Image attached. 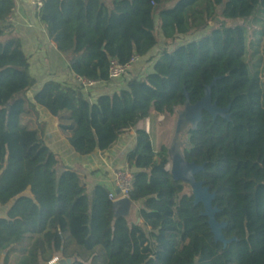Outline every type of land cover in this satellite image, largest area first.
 Listing matches in <instances>:
<instances>
[{"label": "trees", "instance_id": "16d2710c", "mask_svg": "<svg viewBox=\"0 0 264 264\" xmlns=\"http://www.w3.org/2000/svg\"><path fill=\"white\" fill-rule=\"evenodd\" d=\"M42 1L39 18L75 77L105 84L112 81V60H148L159 33L165 47L152 72L94 102L78 82L56 81L46 82L31 102L28 93L37 81L22 39L8 23L15 0H0V206L13 202L0 218V262L47 264L74 244L80 261L73 264L99 253L105 258L100 264H264L262 58L251 61L260 45L253 43L251 53L245 27L221 24L170 49L180 36L205 31L219 16L255 18L264 12V0ZM216 79L213 101L231 107L230 121L204 112L198 128L188 132L184 154L205 166L197 180L217 196L216 218L227 224L225 237L237 239L227 247L215 242L204 207L195 205L188 186L173 180L168 147L155 152L145 130H137V144L126 157L134 175L130 200L140 205L137 224L114 218L109 188L89 191L79 172L58 170L59 157L46 144L42 124L32 130L22 123L42 106L75 152L89 156L112 149L123 133L154 114L174 115L185 93L196 104ZM13 254L21 255L14 263Z\"/></svg>", "mask_w": 264, "mask_h": 264}, {"label": "crops", "instance_id": "0c3cea01", "mask_svg": "<svg viewBox=\"0 0 264 264\" xmlns=\"http://www.w3.org/2000/svg\"><path fill=\"white\" fill-rule=\"evenodd\" d=\"M15 4L12 13L14 20L11 24L12 29L22 39L24 51L29 57L30 72L37 81V86L28 93L29 100L34 102L36 93L48 81L76 85V77L70 71L66 58L58 51L57 45L50 40L46 26L40 20L39 14L31 5L30 0H15ZM158 22L160 23V21ZM153 63L149 67L147 73L152 72ZM141 69L142 65L139 63L130 71L133 76L127 75L126 78L124 77L121 80H112L105 84H98L95 88L85 89L84 94L91 102H94L97 97L102 94L111 95L118 92L126 88L127 82L131 78L136 77L141 72ZM38 77H40L41 80H39ZM33 114V120H35L38 125H43L45 142L48 147L58 155L61 168L69 167L79 172L82 176L83 183L87 186L89 191L94 190L97 185L106 186L110 191L114 190V172L117 169L127 167V154L132 151L137 144V130H144V128L128 130L122 134L119 141L112 149L105 152L96 151L89 156H81L70 146L67 136L59 129L58 120L54 118L47 109L37 105ZM146 132L150 134V130ZM152 144L154 151L157 152L153 141ZM26 194L29 195L30 193L26 192ZM12 205L13 202L7 206H0V218L7 217ZM134 209L129 220L140 224L141 220L138 216L140 205L134 203ZM75 249L76 246L71 244L64 255L58 254L52 261L54 259H57V261L70 259L71 264H73V262H79L80 260L74 252ZM96 256H99V260L97 259L98 261L95 260ZM20 257L21 255L13 254L11 256V262L14 263L16 260L20 259ZM103 259V254L101 253L94 256L86 255L83 264H98L100 261H103ZM95 261L96 263H94ZM0 264L3 263L0 262Z\"/></svg>", "mask_w": 264, "mask_h": 264}, {"label": "water", "instance_id": "95a60500", "mask_svg": "<svg viewBox=\"0 0 264 264\" xmlns=\"http://www.w3.org/2000/svg\"><path fill=\"white\" fill-rule=\"evenodd\" d=\"M217 79L208 86L204 92L203 98L196 104H192L189 94L185 93L186 101L182 109L177 112L178 119L175 134L170 146L168 147V155L170 164L168 169L173 180L182 182L191 189L194 203L196 206L204 207L203 216L208 218V225L213 234L216 243H221L225 247L237 241V239H227L224 230L227 224L217 221V214L220 212L217 206H214L216 194L211 193L210 188L205 186L203 181L197 180V175L204 171L205 166H199L194 162L186 159L181 141L182 136L189 132L190 129L196 130L203 120V113L207 112L214 120L222 118L230 121V110L228 108H220L213 101L212 89L215 87ZM190 143V142H189ZM119 194V190L117 191ZM134 209V202L130 199H120L113 203V215L115 219L129 220ZM56 264H71V260H59Z\"/></svg>", "mask_w": 264, "mask_h": 264}, {"label": "rangeland", "instance_id": "374dc122", "mask_svg": "<svg viewBox=\"0 0 264 264\" xmlns=\"http://www.w3.org/2000/svg\"><path fill=\"white\" fill-rule=\"evenodd\" d=\"M158 21V20H157ZM224 22V23H223ZM221 24H224L227 27H235V26H243L246 29V44L249 51L255 52L256 46L253 48V43L255 45H260V54H256L254 57H252L251 61L257 62L258 60L262 58L261 62V78L263 82V88H264V35L260 36L259 33L264 32V12H260L255 18H251L249 20H225L221 16L218 17V19L215 22H211L209 27L203 31V32H195L193 34L187 35V36H180L178 40L173 43L172 46H170V49H173L174 47L184 45L186 43H189L194 40H198L207 34H209L212 29L219 27ZM159 38V44L157 47L153 50L152 55L147 60H140V64L142 65L141 72L137 75V77L143 76L148 70L151 64L154 62V60L159 56V54L162 52V50L165 47L164 39L161 35V33L158 34ZM256 40H261L259 43L256 42ZM250 57V56H249ZM251 58V57H250ZM138 63V64H139ZM129 76H133L132 73L128 74ZM39 80H41L40 77H38ZM182 107H179L176 109L174 115H165V116H158L156 114L152 115L150 118L145 119L141 121L137 128H146L148 124V128L150 130L152 141L154 142L155 148L157 151H159L160 147L162 145H165L167 147L170 146L172 139L175 134L176 124L178 115L177 112L181 110ZM34 114L32 113L24 115L22 123H28L29 129L32 130H39V125L35 120H33ZM28 121V122H27ZM182 144H183V150H187L190 148L189 143V135L188 132L185 133L181 138ZM61 166H58V170H61ZM187 192H191V189L188 187ZM135 210V209H134ZM136 211V210H135ZM105 261V258L103 259ZM100 264V262L98 263ZM104 264V262H102Z\"/></svg>", "mask_w": 264, "mask_h": 264}, {"label": "built area", "instance_id": "2783aa9c", "mask_svg": "<svg viewBox=\"0 0 264 264\" xmlns=\"http://www.w3.org/2000/svg\"><path fill=\"white\" fill-rule=\"evenodd\" d=\"M33 8L39 13L43 7L42 0H30ZM14 22L12 14L8 18V23ZM141 58L139 56H133L130 62L126 65L120 64L117 60H112L109 67V75L111 80L123 79L139 62ZM77 82L83 86L84 90L95 88L99 82L89 81L84 78L76 77ZM144 130L149 131L148 124ZM128 131V130H127ZM134 185V175L129 168H120L114 172V190L111 191L109 198L113 202L120 199H130L131 192ZM119 190V194L117 191ZM58 261L54 259L50 264H56Z\"/></svg>", "mask_w": 264, "mask_h": 264}]
</instances>
